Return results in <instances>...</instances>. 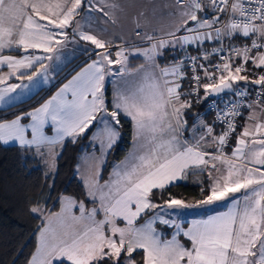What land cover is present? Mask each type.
Wrapping results in <instances>:
<instances>
[{
    "label": "snow or ice",
    "instance_id": "snow-or-ice-1",
    "mask_svg": "<svg viewBox=\"0 0 264 264\" xmlns=\"http://www.w3.org/2000/svg\"><path fill=\"white\" fill-rule=\"evenodd\" d=\"M104 3L0 0V108L30 99L76 55L87 53L89 60L39 106L0 118V143L34 153L49 169L47 176L55 172L66 140L75 143L97 126L91 154L76 166L89 204L63 195L59 211L31 206L41 225L27 264H264V74H242L249 63L264 71V0H174L163 6L168 23L153 26L141 12L128 38L93 34L88 21L95 13L116 23L112 10L118 5L107 4L106 11ZM156 11L152 19H158ZM81 12L84 24L77 19ZM105 22L96 21L107 33ZM237 37L250 43L236 45ZM133 40L147 46L136 47ZM69 44L77 47L65 51ZM166 48L180 56L161 66ZM13 51L20 55L6 54ZM134 56L144 63L130 67ZM249 85L256 99L245 103ZM189 97L197 103L213 98L211 123L190 112ZM245 108L248 123L237 133ZM121 117L131 123L133 147L105 179ZM190 173L208 178L207 194L191 203L167 191ZM198 183L203 194V181ZM207 206L224 210L184 227L186 210ZM157 224L171 229V237L163 238ZM140 252L138 261L133 254Z\"/></svg>",
    "mask_w": 264,
    "mask_h": 264
},
{
    "label": "trees",
    "instance_id": "trees-1",
    "mask_svg": "<svg viewBox=\"0 0 264 264\" xmlns=\"http://www.w3.org/2000/svg\"><path fill=\"white\" fill-rule=\"evenodd\" d=\"M11 53L20 55L18 51ZM74 60L69 62L67 66L69 67L75 62ZM88 61V58H82L72 69L61 76L50 89L41 90L31 96L30 99L17 103L14 107L0 109V118L10 119L16 114L37 107ZM141 62V58H134L131 67ZM247 67L253 68L251 63ZM242 74H249L250 79H254V76L249 72ZM202 82L206 83L205 81ZM185 83L187 84V81ZM241 86H243L242 82ZM248 87L250 91L254 88L253 85ZM200 94L203 97V90ZM189 98L193 100L190 112L193 114L203 113L212 121V114L208 110V102L211 97L208 100H202L200 103H197L194 97ZM108 99L111 100V89H108ZM109 110H111V106H109ZM194 117L190 115L189 122H192ZM95 127L96 125H93L92 128L76 139L75 143L66 140L63 151L58 154L55 172L47 176L42 161L34 153L21 149L17 145L0 143V264H27L30 255L34 252L38 243V228L41 225V218L29 210L31 206L40 205L48 210L57 211L59 209L58 198L65 194L89 204L85 196V187L76 173V166L83 152L89 148V140ZM118 130L120 137L107 157L103 172L104 178L108 176L113 163L121 161L131 147L133 129L130 121L121 117V127ZM198 181H203L205 189L203 194ZM207 189L208 178L206 174L196 173L193 175L190 173L186 181L178 182L167 191L176 198L196 200L203 198L207 194ZM164 198L166 199L167 196ZM142 255V252L134 253L133 258L139 261ZM65 264L68 263L65 262Z\"/></svg>",
    "mask_w": 264,
    "mask_h": 264
},
{
    "label": "crops",
    "instance_id": "crops-1",
    "mask_svg": "<svg viewBox=\"0 0 264 264\" xmlns=\"http://www.w3.org/2000/svg\"><path fill=\"white\" fill-rule=\"evenodd\" d=\"M174 2V0H105V3L104 5L102 6H105V10L108 11L109 9L107 8V4H112V3H115L116 5H118L117 8L113 9L112 10V15L114 16L115 20H116V23L115 24H112L110 22H105V18L102 16V14L100 13H95L94 14V19L92 21H88V23H91L92 24V29L94 30L93 31V34H97L98 36H100L101 38H108L109 36H111L112 33H117L119 35H123L125 36V38H128L135 30V24H134V21L135 19L139 16V14L141 12H144L148 17L149 19L152 20V24L153 26H157L158 22L159 23H163V24H166L168 23V17H167V11L168 9L163 7L165 5H172ZM156 7L157 11H156V16L158 19H152V11H153V8ZM85 13L84 12H81L80 14V17H77L78 20H80V22L82 24L86 23V21L84 19H81L82 17H84ZM96 21H101V22H105V26L107 27L108 29V32L107 33H104V32H101ZM85 30H88L87 28ZM183 33H178L177 35H181ZM244 41H248V40H243L239 37H237L233 43H237V42H244ZM227 43V41H225ZM115 43L116 44H120L122 43V41L120 40H115ZM133 43L135 44V46H138V45H143L135 40H133ZM211 45L210 44H205L204 47H210ZM77 46H74L73 49H75ZM191 51H194L193 49H189V52ZM196 52V51H194ZM6 54H11V55H16V56H19L17 54H14V53H6ZM85 55L82 57V58H88V55L87 53H84ZM180 53L177 52L175 56H173L172 52L170 49H165L164 52H163V56L161 58H159V63L161 64V66H164L165 64H168L170 62H173L174 58L179 55ZM93 59H95V56L92 57ZM134 58H141V57H131L129 60L131 61L132 63V59ZM89 62V61H88ZM87 62V63H88ZM131 63L129 64V66L131 67ZM144 63L143 61V58H142V62L139 63V64H142ZM139 64H135L134 67L132 68H135L137 65ZM86 65V64H85ZM85 65H83L81 68H83ZM80 68V69H81ZM77 70L76 72L80 71ZM3 71H7V68H4ZM73 73L64 83H66L69 79H71V77L73 75L76 74ZM12 83H16L17 81L13 80L11 81ZM62 83L53 93L52 95H54L56 93V91L64 84ZM51 95V96H52ZM51 96H49L47 99H49ZM45 99V100H47ZM44 100V101H45ZM43 101V102H44ZM42 102V103H43ZM39 106V105H38ZM0 109H4V108H0ZM31 110V109H29ZM27 110V111H29ZM256 111L259 112V108L256 109ZM26 112V111H24ZM249 112L250 110L249 109H245L244 113H243V116H241L240 120H239V125L237 127V130L236 132L239 133L242 128L241 126L244 125L245 123H248V121H246L245 117H247L249 115ZM23 113V112H22ZM21 114V113H20ZM203 119L208 122V123H211V121L206 117L205 114H200ZM12 119V118H10ZM261 119L264 120V115L261 116ZM191 126V125H190ZM97 127V126H96ZM96 127L95 129L93 130V132L96 130ZM119 131V130H118ZM220 131V128L217 127V132ZM92 132V133H93ZM92 136V134H91ZM185 136L187 137L188 136V133L185 134ZM234 141H235V135L233 136L232 140L230 141V146L227 148V152L230 154L231 152V146L234 145ZM116 144V143H115ZM8 145H15V144H8ZM133 147V144L131 143V147H130V150L128 151V153L125 155V157L129 154V152L131 151ZM92 152V149L88 148L86 149L83 154L81 155V158L78 162V164L80 163L82 157L87 153V154H91ZM96 155H99V149H96ZM109 155V154H108ZM108 157V156H107ZM124 157V158H125ZM123 158V159H124ZM122 159V160H123ZM121 160V161H122ZM120 162V161H119ZM118 163V162H117ZM76 173H77V169H76ZM78 175V173H77ZM79 176V175H78ZM107 178V177H106ZM105 178V179H106ZM67 195V194H65ZM63 196V195H62ZM71 196V195H69ZM73 197V196H72ZM79 201V200H78ZM86 204V203H85ZM91 206V205H89ZM224 208L220 207V208H217V209H213L212 211L206 213V214H210L212 213L213 211H223ZM59 211V209L57 210ZM205 214V215H206ZM121 226H123L121 224ZM68 263V262H67Z\"/></svg>",
    "mask_w": 264,
    "mask_h": 264
},
{
    "label": "rangeland",
    "instance_id": "rangeland-1",
    "mask_svg": "<svg viewBox=\"0 0 264 264\" xmlns=\"http://www.w3.org/2000/svg\"><path fill=\"white\" fill-rule=\"evenodd\" d=\"M69 35L71 36V30H69ZM74 46H76V45H73V44H69L68 46H67V49H65V51H71V50H73V47ZM147 45L146 44H143V45H138V46H136V47H146ZM86 47H91L90 45H86ZM85 54L84 53H81V54H78V55H76L75 56V58H78L79 56V58L76 60L75 58H73V59H71V61L72 60H74L75 62H73L69 67L67 66V64L69 63H67L66 64V66H64L63 67V69L58 73V74H56L55 75V78L54 79H51L50 81H49V83L48 84H46V85H41L39 88H38V90H36L35 91V94L37 93V92H39V91H41V90H43V91H46V90H48V89H50L51 87H53L54 85H55V83L60 79V77L61 76H63L64 74H66L70 69H72L79 61H81L82 60V57L84 56ZM134 57H139V56H134ZM131 58V57H130ZM129 58V59H130ZM141 59H142V57H141ZM70 61V62H71ZM131 63V61L129 60V64ZM51 75H53L52 73H50V76ZM33 96V95H32ZM25 100H27V99H25ZM24 100V101H25ZM194 119H195V117H194ZM193 122V121H192ZM192 122H189V125H191L192 124ZM185 134H187V132L185 133ZM42 163V165H43V167H44V170L46 171V173H48L49 172V169L45 166V164L43 163V161L41 162ZM56 164H57V161H56ZM56 170V169H55ZM202 199V198H201ZM197 200H200V199H196V200H186L187 202H195V201H197ZM217 208H220V207H216V206H207V207H205V208H196V209H191V210H186V214L184 215V216H182V217H180V220H182L183 222H184V227L185 228H187L188 226H189V224H188V222H190V220L191 219H196V218H200L201 216H203V215H205L206 213H208V212H210V211H212L213 209H217ZM140 222H143V221H140ZM156 227H157V229L158 230H160V231H162V232H164L165 233V237H163V238H170L171 237V232H172V230L171 229H168L167 227H165V226H162V225H160V224H157L156 225ZM181 241L183 242V243H185V244H187L188 242H187V240L186 239H184L183 237H181Z\"/></svg>",
    "mask_w": 264,
    "mask_h": 264
},
{
    "label": "built area",
    "instance_id": "built-area-1",
    "mask_svg": "<svg viewBox=\"0 0 264 264\" xmlns=\"http://www.w3.org/2000/svg\"><path fill=\"white\" fill-rule=\"evenodd\" d=\"M226 43V42H225ZM246 43H250V41H244V42H237V43H235L236 45H243V44H246ZM227 44V43H226ZM193 55H196L197 53L196 52H194V53H192ZM180 56V55H179ZM179 56H176L175 58H174V60L177 58V57H179ZM213 59L215 60L216 58L215 57H213ZM173 60V61H174ZM237 63H239V61H237ZM247 67V66H246ZM247 69H248V71L247 72H249V73H253V72H255L256 73V75H259V74H264V71H260V70H257V69H253V68H249V67H247ZM202 74V73H201ZM254 76V75H253ZM256 77L254 76V79H255ZM205 82L207 83L208 81H206L205 80ZM200 94V93H199ZM200 96H201V94H200ZM228 97L227 96H225V99H227ZM234 99H235V97H233ZM256 99V96H255V92L254 91H250V96H249V98L245 101V103H251L253 100H255ZM212 102H214V100H213V98L211 97V99L209 100V102H208V109H209V105H210V103H212ZM217 104H218V106L219 107H223V105L222 104H220L219 102H216ZM246 109V108H245ZM245 109H242V112L244 113V111H245ZM210 112V111H209ZM211 114H212V121L214 120V118H215V111H211L210 112ZM240 118L241 117H239L238 119H237V121H236V123H237V127H238V125H239V120H240ZM211 121V122H212ZM237 130V129H236ZM225 151H227V148L225 149Z\"/></svg>",
    "mask_w": 264,
    "mask_h": 264
}]
</instances>
